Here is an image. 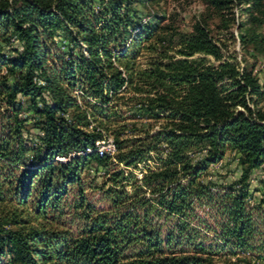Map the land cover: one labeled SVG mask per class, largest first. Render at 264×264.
I'll return each mask as SVG.
<instances>
[{"label": "trees", "instance_id": "obj_1", "mask_svg": "<svg viewBox=\"0 0 264 264\" xmlns=\"http://www.w3.org/2000/svg\"><path fill=\"white\" fill-rule=\"evenodd\" d=\"M134 1L109 0L97 8L94 0H0V98L16 121L14 137L0 144V169H9L1 175L20 206L40 185L34 220L18 210L0 217V261L10 256L12 264L251 263L244 258L254 232L247 199L252 175L264 167V111L254 99L258 82L202 26L182 39L180 59L161 52L158 26H141L133 35ZM56 37L69 47L64 57L53 52ZM263 41L253 42L264 49ZM4 47L10 56L2 54ZM147 53L158 58L143 68ZM197 54L218 65L191 59ZM145 118L161 123L159 130L138 128ZM28 122L35 126L36 148L22 141ZM104 133L114 137L121 164L137 168L145 162L143 180L114 173L106 193L116 217L91 219L83 236L48 229L40 219L71 185L81 183L83 168L108 167L111 158L96 150ZM88 149L94 152L56 160ZM228 153L237 160L240 178L224 192L214 191L215 184L204 178ZM5 202L0 177V204ZM200 205L222 220L211 244L195 241L200 232L191 223ZM153 209L178 220L166 236L137 213Z\"/></svg>", "mask_w": 264, "mask_h": 264}, {"label": "rangeland", "instance_id": "obj_2", "mask_svg": "<svg viewBox=\"0 0 264 264\" xmlns=\"http://www.w3.org/2000/svg\"><path fill=\"white\" fill-rule=\"evenodd\" d=\"M107 1L109 0H94L97 8H100L101 2ZM132 10L136 15V27L133 35L141 26H158L157 36L160 38L161 52L166 51L169 56H175L176 59H180L177 52L182 39L193 34L197 26L205 28L223 48L226 57L236 58L241 70L248 68L252 72L260 91V94L254 99L258 108L264 111V49H261L262 47L258 49L253 42L256 38L258 41L264 39V0H135ZM17 47L20 48L19 45ZM10 50V48L4 47L2 54L10 56ZM68 51L67 43L61 37H56L53 43V52L57 58L64 57ZM157 58V55L147 53L142 57L140 63L143 68H146ZM198 58H206L209 65H218L214 58L202 54H197L191 59ZM81 95V91L75 92V96ZM46 99H49L48 96ZM23 106L24 108L27 106L24 101ZM66 118L70 119L71 114L66 115ZM140 122L138 128H142L144 132L154 133L161 127V123H155L147 118ZM95 126L92 124L91 128ZM15 128L16 121L13 112L0 98V144L4 141L8 142L14 137ZM22 135V141L26 146L29 148L38 146L34 123H26ZM128 136L135 138L132 133H129ZM107 138L114 139L113 136L105 134L103 139ZM118 154L117 151L114 157H110L108 167L91 163L83 168L81 183L71 185L59 204L48 208L47 213L40 219V223L46 225L50 230L79 238L89 229L91 219L98 216L108 220L115 218L116 216L112 213V202L109 194L106 193L112 186L113 174L124 171L125 176H128L129 173H133L140 183L146 173L145 162L138 164L137 168L126 167L119 162ZM151 156L153 159L149 160L148 164L153 166L156 154L151 153ZM2 168L0 177L7 193V202L0 204V217H4L8 212L18 210L23 213L26 219L34 220L33 216L39 200V182H37L26 205L20 206L13 187L11 184H7L6 177L1 175V173L8 172L9 169ZM240 175L241 170L237 160L233 154L228 153L222 163L210 168L204 182L215 184L214 191L224 192L240 178ZM132 180L128 179L129 183H132ZM126 190L131 191L129 184ZM249 192L247 206L252 215L254 232L250 240L251 250L246 253L244 258H248L250 264H264V167L252 175ZM89 210L94 212L91 213ZM137 213L141 216L145 215L147 221L160 230L163 236H166L178 223L176 218L167 217V214L161 213L159 209H153L146 214L143 213V210H139ZM221 222V217L217 216L210 208L202 205L197 206L196 216L191 223V226L200 232L195 241H202L205 244L213 243L212 240L216 238L214 231L220 232ZM6 230H14V228L7 227ZM0 264H12L11 257H3Z\"/></svg>", "mask_w": 264, "mask_h": 264}, {"label": "built area", "instance_id": "obj_3", "mask_svg": "<svg viewBox=\"0 0 264 264\" xmlns=\"http://www.w3.org/2000/svg\"><path fill=\"white\" fill-rule=\"evenodd\" d=\"M39 84H43L41 81H39ZM108 139V140H107ZM102 139L99 142L96 143V150L99 153L101 157L103 156H109V157H114L118 151L117 149V144L114 139ZM93 149H88L86 152H78V153H73L69 157H58L56 160L58 162H68L74 157H80V156H85L87 154L93 153Z\"/></svg>", "mask_w": 264, "mask_h": 264}]
</instances>
